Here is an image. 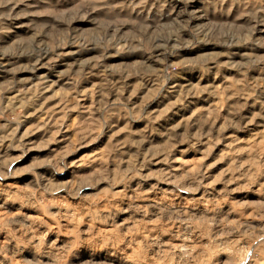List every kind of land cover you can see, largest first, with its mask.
I'll list each match as a JSON object with an SVG mask.
<instances>
[{"label":"rangeland","instance_id":"374dc122","mask_svg":"<svg viewBox=\"0 0 264 264\" xmlns=\"http://www.w3.org/2000/svg\"><path fill=\"white\" fill-rule=\"evenodd\" d=\"M0 264H264V0H0Z\"/></svg>","mask_w":264,"mask_h":264},{"label":"bare ground","instance_id":"6f19581e","mask_svg":"<svg viewBox=\"0 0 264 264\" xmlns=\"http://www.w3.org/2000/svg\"><path fill=\"white\" fill-rule=\"evenodd\" d=\"M36 56V55H35ZM34 57V56H33ZM31 59H33V58H31ZM36 59V58H35ZM37 59H38V57H37Z\"/></svg>","mask_w":264,"mask_h":264}]
</instances>
